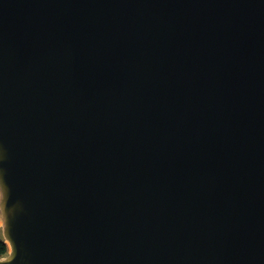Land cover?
<instances>
[{
  "label": "water",
  "instance_id": "water-1",
  "mask_svg": "<svg viewBox=\"0 0 264 264\" xmlns=\"http://www.w3.org/2000/svg\"><path fill=\"white\" fill-rule=\"evenodd\" d=\"M0 264H264V0H0Z\"/></svg>",
  "mask_w": 264,
  "mask_h": 264
},
{
  "label": "trees",
  "instance_id": "trees-1",
  "mask_svg": "<svg viewBox=\"0 0 264 264\" xmlns=\"http://www.w3.org/2000/svg\"><path fill=\"white\" fill-rule=\"evenodd\" d=\"M7 249H8L7 244L0 235V256L5 254L7 252Z\"/></svg>",
  "mask_w": 264,
  "mask_h": 264
}]
</instances>
